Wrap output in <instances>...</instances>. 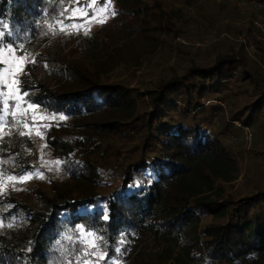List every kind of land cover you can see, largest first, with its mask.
I'll return each instance as SVG.
<instances>
[{
    "label": "trees",
    "instance_id": "16d2710c",
    "mask_svg": "<svg viewBox=\"0 0 264 264\" xmlns=\"http://www.w3.org/2000/svg\"><path fill=\"white\" fill-rule=\"evenodd\" d=\"M149 1L111 0L116 14L88 35H52L45 21L73 7L68 0H0V46L23 44L29 61L36 60L21 77L26 100L65 117L51 123L49 145L66 175L52 181L49 193L33 187L0 195V264H78L83 248L78 225L103 238L98 243L107 256L99 264H264V184L233 198L217 183L238 173L225 143L231 126L217 101L235 92H230L235 82L253 81L262 91L255 86L253 98L231 120L258 126L264 72L252 58L228 53L201 64L194 55L182 57L185 50L178 47L176 66L145 90L102 81L121 66L119 42L125 37L132 36V47L142 43L144 31L167 41L170 33L158 17L165 14ZM242 1L220 0L219 6ZM203 27L210 29L211 23ZM114 28L120 34L110 33ZM155 46L145 49L146 55ZM103 113L109 117L103 119ZM235 127L236 134L243 133ZM90 128L120 136L132 132L127 158L111 150V167L102 164L108 148L99 149L84 133ZM30 144L26 136L0 139V162H7L0 163V185L9 174L34 170ZM113 182V189L100 191Z\"/></svg>",
    "mask_w": 264,
    "mask_h": 264
},
{
    "label": "rangeland",
    "instance_id": "374dc122",
    "mask_svg": "<svg viewBox=\"0 0 264 264\" xmlns=\"http://www.w3.org/2000/svg\"><path fill=\"white\" fill-rule=\"evenodd\" d=\"M220 0H150L149 2H156L162 8H158V12L165 15L158 14L161 19L162 27L165 28V32L170 33L165 35L167 41L157 40V38L150 37V35L144 31V39L140 45L132 47L129 40L132 36L125 37L119 43L123 44L122 57H120L121 66L113 69L109 72L107 77L109 80H102L111 84H119L126 86L130 89L145 90L149 88L154 81L158 80L161 76L168 74V70L173 66H176L175 60L180 58L177 54V48L184 49V55L192 57L197 63L204 64L207 62L213 63L216 56L232 54L235 59L246 60L245 58H252L253 61L260 64L261 70L264 72V2L256 0H243L237 2L234 5L223 3L219 6ZM222 1V0H221ZM88 3H92L93 0H87ZM108 2V0H105ZM103 5H95L90 11L89 15L95 12L99 16H103L100 10ZM109 9L113 10L114 7L110 0ZM163 10V11H162ZM182 13V14H181ZM199 13V14H195ZM203 15H208L209 19H204ZM108 16H111V11L108 12ZM196 16L199 20L196 21ZM146 17L143 13L140 18ZM167 18V19H166ZM109 19V18H108ZM107 19V20H108ZM204 21V22H203ZM79 23L80 21H76ZM71 23V22H70ZM203 23V25H202ZM211 23V28H204V24ZM99 23H94L91 26V30H95L99 27ZM202 27V30L200 28ZM118 28L109 30L110 33H117ZM129 31H126V34ZM84 34V31L75 32ZM138 36V34H134ZM160 36V35H159ZM170 36V39H168ZM172 40V42H170ZM152 44H156L152 48L150 54L146 55L145 49L151 48ZM7 44H2L0 47H7ZM257 46V47H256ZM180 49V50H181ZM137 50L138 53H134ZM190 53V54H189ZM136 54V57L134 55ZM10 55V54H9ZM16 55H21L18 52ZM196 55H198L196 57ZM245 55V56H244ZM138 60L139 64H136ZM186 59H183L180 64L184 65ZM247 62V61H246ZM248 69L250 65H246ZM234 68V67H233ZM256 70V68H252ZM264 77V76H263ZM244 80V82H235L231 90L234 93H226V100L217 101L222 110L223 121L227 125H230L226 129L225 137L228 140L225 142L229 146V152L238 163V173L234 180L230 182H217L222 184V190L224 196H230L233 198L243 197L251 192L255 191L258 187L264 184V108L262 112L258 113L259 123L258 126L249 127L251 133V140L246 135V128L241 121L236 122L231 120V116L234 112L241 110L243 106L253 98L255 92L252 89L257 86L259 91L262 88L258 85H253L254 82ZM152 86V85H151ZM258 91V92H259ZM11 103V102H9ZM39 115L37 120L42 131L41 136L36 135V129H32V135L26 136L30 144L29 158L34 166L33 172L39 170L44 175V179L34 178L24 183L17 182L15 189L17 191H30L33 187H41L44 191L49 193V187L52 186L53 180L62 182L66 179V175L63 173L61 167L57 170L54 161H60V157L56 156L54 149L49 145L50 138L53 136L51 129V123L53 120H40V115L52 116L47 110L38 108ZM103 119H107L109 115L103 113ZM32 119V114L29 115V121ZM95 120V118L93 119ZM11 123V117L8 118V124ZM45 125H49L44 127ZM60 123L55 124V129H59ZM243 129L237 134L235 133L237 128ZM22 131H28V129L21 128ZM9 131L8 127L3 128V133ZM60 134L64 132L59 131ZM87 136H91L95 145L99 146V149H107V153L103 154L102 164L105 163L108 167H111L110 151L113 150L118 156H128L131 142L129 141L130 131L126 135L119 133L113 134L112 132H97L92 128L84 130ZM66 134V133H65ZM128 134V135H127ZM14 135L15 140H22L25 136H21L19 131L12 132L11 135H4L7 138ZM3 136V137H4ZM20 136V138H18ZM90 138V137H89ZM23 142H25L23 140ZM55 142V140H54ZM26 143V142H25ZM56 143V142H55ZM119 158V157H118ZM46 165V166H45ZM51 167L53 170L49 171ZM13 175V174H9ZM18 177V175H16ZM112 177V176H111ZM111 179V178H109ZM1 184L5 187V190H14L11 182L6 181L4 178L1 180ZM217 185V184H216ZM116 184L105 185L100 191L106 192L113 189ZM87 239H91L87 237Z\"/></svg>",
    "mask_w": 264,
    "mask_h": 264
},
{
    "label": "snow or ice",
    "instance_id": "6c2138e0",
    "mask_svg": "<svg viewBox=\"0 0 264 264\" xmlns=\"http://www.w3.org/2000/svg\"><path fill=\"white\" fill-rule=\"evenodd\" d=\"M69 4L74 5L73 7L64 8L60 13V16L55 18L52 22L45 21L48 32L52 35H56L57 32L63 33L65 35H71L74 32L84 31L85 35H88L91 26L94 23L104 24L109 18L108 12L111 11V15H115L114 10L109 9V3L105 0H93L92 3H85L81 5V0H68ZM96 3H103L104 7L100 10L104 15L101 17L93 12L89 15V11L95 6ZM67 14V15H66ZM65 20L71 21V23H65ZM76 21H80L77 23ZM8 25H3V28H7ZM0 35H4L0 32ZM25 46L19 44L16 46L8 45L7 47H0V139L4 135H11L14 131H19L21 136H31L32 129H36V135L41 136L42 131L37 120L38 106L32 104L26 100L29 95L27 92L21 90V77L26 75V66L29 62L35 63V58L29 61V54L24 50ZM17 51H24L23 55H16ZM10 54V55H9ZM11 102V103H9ZM32 114V119L29 121V115ZM11 117V123L8 124V118ZM64 120L63 116H44L40 115V120ZM49 125H45L47 127ZM8 127L9 131L5 134L3 133V128ZM28 129V131L20 130ZM0 163H7L6 161ZM55 164L57 170L61 164L60 161L52 162ZM46 166V165H45ZM49 171L53 169L48 168ZM3 173L0 172V176ZM38 178L44 179V175L39 170L35 172L29 171L26 174H21L18 177L16 175H8L4 179L11 182L13 189H15V184L17 182L24 183L31 179ZM5 194V187L0 185V195ZM105 220L108 219L107 215L103 217ZM12 225H8L11 227ZM0 227L3 224L0 223ZM77 230L81 233L80 242L83 244L78 257V264H99L101 260H104L107 253L100 252L99 241L103 238L96 235V233L88 231L85 232L83 226L78 225ZM85 237H90L91 239H86ZM71 239V237H68ZM120 251V249H116ZM89 257H95V259L90 260Z\"/></svg>",
    "mask_w": 264,
    "mask_h": 264
},
{
    "label": "built area",
    "instance_id": "2783aa9c",
    "mask_svg": "<svg viewBox=\"0 0 264 264\" xmlns=\"http://www.w3.org/2000/svg\"><path fill=\"white\" fill-rule=\"evenodd\" d=\"M251 131L249 130V128H246V132H245V135H246V137L249 139V140H251V133H250Z\"/></svg>",
    "mask_w": 264,
    "mask_h": 264
}]
</instances>
